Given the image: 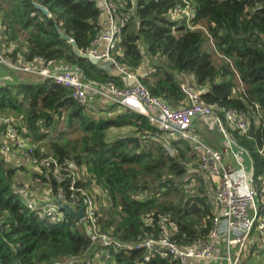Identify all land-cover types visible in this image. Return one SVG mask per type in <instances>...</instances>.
<instances>
[{"label": "trees", "instance_id": "16d2710c", "mask_svg": "<svg viewBox=\"0 0 264 264\" xmlns=\"http://www.w3.org/2000/svg\"><path fill=\"white\" fill-rule=\"evenodd\" d=\"M110 1L129 13L116 58L133 70L144 62L154 67L142 81L173 106L186 101L181 79L192 73L196 87L205 89L202 100L251 156L257 197L264 204V0H188L194 9L190 23L184 11L178 16L171 12L184 6V0ZM102 26L96 0H0V41L6 55L25 60L42 55L65 68L78 67L85 79L114 78L123 85L116 68L74 50L86 53ZM6 70L0 66V73ZM228 108L246 113L248 133L228 123ZM0 122V133L10 123L34 143L41 140L38 156L53 154L79 167L76 184L94 194L101 231L135 243L158 234L164 218L180 246L208 236L216 209L198 165L187 164L192 163V145L161 132L145 114L112 102L88 108L73 98L70 87L13 70L11 78L0 80ZM113 130L117 133L111 138ZM123 136L139 139L124 141ZM19 171L39 174L0 151V264H174L159 253L146 260L144 248L116 251L95 242L83 218L57 206L64 193L70 203L85 207L86 201L84 195L72 199L70 179L55 173L43 176L52 188L43 202L63 215L50 220L40 207L27 204L32 192L19 189Z\"/></svg>", "mask_w": 264, "mask_h": 264}, {"label": "built area", "instance_id": "2783aa9c", "mask_svg": "<svg viewBox=\"0 0 264 264\" xmlns=\"http://www.w3.org/2000/svg\"><path fill=\"white\" fill-rule=\"evenodd\" d=\"M184 1V6L176 5L171 12L172 15L178 16L181 11H184L187 15V22L190 23L189 19L194 9H190L191 4L188 0ZM96 2L100 9L103 26L93 39L92 46L87 53L116 68L124 80L123 85H119L114 78L106 81L85 79L81 76L78 67L65 68L58 65L55 59H47L42 55H35L29 60L20 57L12 58L3 52L1 41L0 66L50 77L70 87L73 98L88 108L99 109L103 103L110 102L129 106L145 114L149 122L161 132H170L189 141L193 150L199 155L198 170L202 174L204 187L207 192L209 190L208 194L216 209L208 236L200 238L195 243L180 246L172 238L163 218L161 221L164 223V228L158 234H151L135 243L122 242L112 237L109 232L100 230L94 194L85 187L77 186L76 183L80 176L79 167L75 163L60 161L53 154H39L41 156H38L36 144L25 136L17 125L10 123L0 133V151L9 158L17 159L19 165L25 163L27 166L34 167L39 173L34 176V182L42 183L45 189H49V197L52 188L49 182H44L43 176L50 178L51 173H55L61 179L69 178L72 190L70 197L77 200L85 196L83 220L87 224L88 231L93 232L94 238L104 247H112L116 251L144 248L146 260H149L152 253H159L170 258L174 264H181L188 258L211 259L216 257L219 240L223 238L226 248L224 258L227 264H242V251L246 248L253 233L257 232L264 239V204L258 200L253 171L246 168L241 155L234 151L235 161L233 163L225 161L220 149L204 142L192 130L194 119L201 115L215 118L221 131L228 137L230 136L224 120L216 114L211 105L202 100L201 91L194 83H181V88L186 94V101L173 106L167 99L152 94L142 81L145 76L155 70L154 67L133 70L116 58V52L119 51L118 43L129 16L128 10H117L110 0H96ZM4 78L8 77L1 75L0 80ZM226 119L241 133H248L250 120L244 111L228 108ZM18 186L20 190L31 191L28 183L23 182ZM65 196L66 193L62 200L68 202ZM26 202L30 207H40L42 215L48 216L50 220H56L58 216L63 215L56 207L47 203L36 205V202L28 198ZM70 204L75 209H78L79 205L84 206L82 203ZM233 246H237L236 256L232 255Z\"/></svg>", "mask_w": 264, "mask_h": 264}, {"label": "crops", "instance_id": "0c3cea01", "mask_svg": "<svg viewBox=\"0 0 264 264\" xmlns=\"http://www.w3.org/2000/svg\"><path fill=\"white\" fill-rule=\"evenodd\" d=\"M146 67H148V64L144 62L140 65V68H138V70H144ZM0 74H2V72ZM5 76L7 77V75ZM181 80H182L181 83L193 84L195 82V78L192 73L183 74ZM191 128L204 142L215 148L220 149L224 154L225 161H228L230 163H233L235 161V157L233 155V151H234L235 153L241 155L242 160L246 165V168L250 171L251 170L253 171V167H254L253 160L249 155V153L247 152V150L244 149L242 146L238 145L235 142V139L231 135H230L231 137L230 136L228 137L223 131H221L215 118L198 115L194 119ZM190 152L192 153V159H191L192 163L191 161L186 163L188 165L191 164V166L193 164L198 165L197 162V160L199 159L198 153L195 152L193 148L191 149ZM242 154L244 155L242 156ZM197 167L198 166H196V168ZM43 189H45V187H43ZM28 195L29 196H27L26 198L33 199L32 197L34 196V193ZM225 249H226L225 240L221 238L219 240L218 248L216 250V257L211 259L188 258L185 261H183L181 264H227V260L226 258H224ZM236 254H237V246H233L232 255L236 256ZM241 260H242V264H264V239L257 232L253 233L250 240L248 241L246 248L242 251Z\"/></svg>", "mask_w": 264, "mask_h": 264}, {"label": "rangeland", "instance_id": "374dc122", "mask_svg": "<svg viewBox=\"0 0 264 264\" xmlns=\"http://www.w3.org/2000/svg\"><path fill=\"white\" fill-rule=\"evenodd\" d=\"M9 70H11V69H9L8 68V70L6 71L7 73H2V74H0V77H1V75H3V76H5V75H7V77L8 78H11V72L13 71V70H11V71H9ZM7 117L6 115H2V117ZM14 116V118H16V116L15 115H13ZM7 119H9V118H7ZM114 131V130H113ZM80 131H78V133H79ZM115 133H117L116 131H114V132H110V137L112 138L113 136H115ZM35 144L37 145L36 147H38V145H42L43 144V142L41 141V140H39L38 142H36L35 141ZM44 152H48L45 148H44ZM244 154H242V156H243ZM8 160H10V161H12V162H14L15 164H17V165H19L20 163H19V161L17 160V159H14V158H9L8 157ZM21 164H25V163H21ZM26 165V164H25ZM28 169H29V171H31V172H36L37 170L34 168V167H31V166H28ZM36 170V171H35ZM82 174V173H81ZM34 176L35 175H31V174H26L25 172H23V171H19L18 172V175H17V181L16 182H19V184L20 183H23V182H25V183H28V185H29V190H31L30 192H32V193H34V196H33V199L34 200H36V199H38L39 200V202H43V201H45V202H47V197H49V189H43V187H45L44 185H42V183H34ZM43 186V187H42ZM95 188H93L94 189V191H98L99 190V188L98 187H96V186H94ZM208 192H209V190H208ZM207 192V193H208ZM95 193V192H94ZM37 195V196H36ZM51 197V196H50ZM49 197V198H50ZM43 198H44V200H43ZM32 199V200H33ZM46 199V200H45ZM90 233V232H89ZM91 235L93 234V232H91L90 233ZM95 242H97V240L95 239ZM97 264H99L98 262H96Z\"/></svg>", "mask_w": 264, "mask_h": 264}, {"label": "water", "instance_id": "95a60500", "mask_svg": "<svg viewBox=\"0 0 264 264\" xmlns=\"http://www.w3.org/2000/svg\"><path fill=\"white\" fill-rule=\"evenodd\" d=\"M37 5L39 7H41L45 12H47V13L49 12V10L45 6L40 5V4H37ZM62 36L67 38V39H70L69 36L64 32H62ZM74 50L77 54H81L84 57H89L95 63H100L103 66H108V65L111 66L110 63L100 61L97 57H95L94 55H92L90 53H87V52L82 53L76 46H74ZM200 91H201V93H203L205 91V89H201ZM120 139H122L124 141H129V140L137 141L139 138L137 136H123V137H120ZM166 146H168V145L166 144ZM56 204L60 209H63L67 214L73 216L76 219H82L84 217V209H83L82 205H79L78 209H75L70 203L63 201L62 199H58L56 201Z\"/></svg>", "mask_w": 264, "mask_h": 264}]
</instances>
